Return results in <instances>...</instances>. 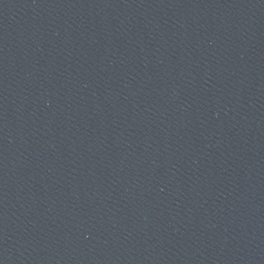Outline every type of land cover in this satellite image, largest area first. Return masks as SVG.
I'll return each mask as SVG.
<instances>
[{"label": "water", "instance_id": "obj_1", "mask_svg": "<svg viewBox=\"0 0 264 264\" xmlns=\"http://www.w3.org/2000/svg\"><path fill=\"white\" fill-rule=\"evenodd\" d=\"M0 264H264L239 0H0Z\"/></svg>", "mask_w": 264, "mask_h": 264}]
</instances>
